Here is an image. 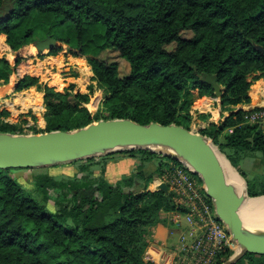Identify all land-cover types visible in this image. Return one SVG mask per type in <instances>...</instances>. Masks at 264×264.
<instances>
[{
  "label": "trees",
  "instance_id": "1",
  "mask_svg": "<svg viewBox=\"0 0 264 264\" xmlns=\"http://www.w3.org/2000/svg\"><path fill=\"white\" fill-rule=\"evenodd\" d=\"M66 25L72 28L71 36L61 34ZM184 31L192 35L182 36ZM0 34L5 35V41L3 35L0 38L8 50L17 51L35 37L50 35L69 46L74 56H87L91 79L106 94L103 119L190 128L195 98L214 96L212 85L202 76L215 75L221 87L220 107L230 112L200 133L244 179L249 197L264 195V174L250 180L239 167L252 153L264 164L263 126L247 122L248 111L233 109L251 102L252 82L264 77V0H0ZM109 49L128 63L127 74H119L116 61L99 57ZM59 50L52 48L49 53ZM20 61L17 57L15 65ZM12 71L8 60L0 57L4 84ZM74 88L71 83L59 91L25 74L14 91L25 90L30 96L42 92L43 131H69L100 118V112L91 113L86 107L93 84L86 91L74 92ZM6 116L8 111L0 110V132L22 133ZM120 153L138 158L135 172L126 176L124 184L142 180L141 190L125 191L121 180L109 183L105 166L103 177L95 181L35 175L45 200L48 189L57 190L53 211L24 191L13 169H0V264H155L144 259L152 228L159 223L172 227V213L183 209L176 206L171 191L146 187L165 172L166 165L171 169L181 163L141 148ZM151 158L158 162L147 174L144 165ZM85 161L79 170H87L95 158ZM231 254L230 249L219 252L212 264H222ZM234 264H264V255L246 253Z\"/></svg>",
  "mask_w": 264,
  "mask_h": 264
},
{
  "label": "water",
  "instance_id": "2",
  "mask_svg": "<svg viewBox=\"0 0 264 264\" xmlns=\"http://www.w3.org/2000/svg\"><path fill=\"white\" fill-rule=\"evenodd\" d=\"M4 8L7 9V6ZM32 44L39 52L44 49L50 51L57 47V40L48 35L34 40ZM12 53L16 55L17 51ZM202 80L211 84L213 94L220 97L221 87L215 75L204 74ZM3 87H0V94ZM102 95L105 97L106 94ZM147 144L170 146L175 154L150 149L144 146ZM135 148L170 156L198 175L206 195L212 200L216 218L226 226L235 243L232 254L222 264H234L246 253L264 255V229L247 226L236 212L247 195L246 182L244 193L228 182L220 162L222 153L200 130L195 131L174 123L152 121L142 124L127 118H114L99 119L69 131L32 134L0 132V169L53 166ZM222 156L225 157L224 154ZM158 189L168 192L164 182L158 185Z\"/></svg>",
  "mask_w": 264,
  "mask_h": 264
},
{
  "label": "rangeland",
  "instance_id": "3",
  "mask_svg": "<svg viewBox=\"0 0 264 264\" xmlns=\"http://www.w3.org/2000/svg\"><path fill=\"white\" fill-rule=\"evenodd\" d=\"M61 34L65 35V36H71L73 34L71 26L66 25ZM191 35H192V33L190 31H184L182 33V36H184V37H190ZM36 39H38V37H35L34 40H36ZM0 42H1V39H0ZM30 45L32 46L33 44L30 43L29 45L22 47L19 50H17V53L21 54L19 56L17 54L16 55L12 54V50L10 48L8 50L6 47V49L4 51H1V48H0V57L6 58L10 64V66L13 67V71L8 76V82H6L4 84L3 83L4 80H2V79L0 80V86L4 85V87H3L4 93L2 95H0V110L5 109L8 111V116L5 117V120L9 121L10 123H14L17 126L21 127L23 134L43 133L44 132L43 129L45 127V121L42 118L43 113L45 111V107H44L43 102L41 101L43 104V108L41 109V111L36 110V109H32L31 107H28V106H22L19 104L12 105L11 102H14V99L17 97V95L19 93H22L23 91H25V90H22V91L14 92V90H12V88L19 78H21L25 74H29V75L37 76V77H39V79L41 78L40 79V81L42 80L41 82L47 81L49 86H53L57 90L63 91L65 88H67L69 86V83L65 80V78L68 77L69 73H72L73 70H76L74 72H77V74L79 75V78L76 80V85H75L76 87L74 88V92L79 91V90L80 91H86L85 86H87L89 84H93L94 92H93L89 102L86 104V107L88 108V110H90L93 113L100 112V118L99 119H103V116L106 115V112L103 110V107H102V103L104 101V97L102 95L103 91H102V89H97L96 88V82L91 79L92 76L90 74L93 75V73H92L91 67L88 63L87 56H78V57H82V58H80L79 60H75V62H76L75 64L80 66V69H78L77 66L75 65L74 68L69 66L70 69L63 70L64 65L61 64V62H56L55 60L49 61L46 58L44 60H42L44 58V56H47L48 54H50L48 49H44L42 52H39L37 50V48L34 46L32 54H34V55L36 54V56H30V57L27 56L26 57L23 54V52H25V48L30 46ZM57 47L60 48V50L58 51L59 53H64L65 55H69V54L73 55V54H71L72 49L69 46H67L66 44H63L61 41H57ZM167 47L169 49L173 48L174 43L168 45ZM17 57H20L21 61L17 65H15V60ZM99 57L103 58L105 60L116 61L118 63L120 75H125L128 73L129 65L123 58L119 57L117 51L110 50V49L104 50L100 53ZM46 62L50 63L49 64L50 68L48 67L47 69H45L44 65ZM33 63L34 64L38 63L37 64L38 66L37 65L35 66V67H37V69L35 67H34V69H33V67H31V64H33ZM81 65L82 66L83 65L88 66L89 70L87 71V73L83 71V67ZM20 66L24 67L23 70H25V71L23 73L19 72ZM38 68H39V71H38ZM44 70H45V72H43ZM38 74H40V75H38ZM263 79H264V77L253 81L252 85L250 86L249 94L252 93L254 96L253 97L250 95L251 96L250 105H253L255 107H260L259 105H256V104H264V99L260 100L262 98V95H261V93L258 94V89H257L260 85V81ZM92 81H93V83H92ZM81 84H83V85H81ZM84 84H85V86H84ZM31 88H33V87H31ZM31 88H29V89H31ZM29 89H26V90H29ZM33 89H35V88H33ZM96 94H97V106L95 108H93L91 106V103L93 102V98L95 97ZM25 95H28V94H21L20 96H25ZM37 98H39V100H40V97L37 96ZM216 98H218V97L216 96ZM253 99H255L256 104L254 103ZM10 105H12V106H10ZM193 105L195 106V104H193ZM190 113H191V111H190ZM201 114L202 113H199V112L192 110V114H191L192 119H191V123L189 125V127L192 130H195V131L201 130L202 128L207 127L208 123L212 120L211 118H209L210 114L204 113L205 114L204 116H206V117H202ZM32 116H35L36 120L33 119ZM221 120L222 119H219L218 122ZM35 130H38V132H34ZM263 130H264V127H263ZM124 150H127V149H124ZM121 151H123V150H118V151H114L111 153L117 154V153H120ZM111 153H108V154H111ZM108 154L96 155L93 158H95V160L100 159V158H102ZM85 159H80L78 162H76L74 164L71 162H65V163H60V164H56L53 166H46V167H39V168L13 169L12 174H14L15 176L18 177L19 181L23 185L24 191L27 194H29L32 198H34L40 204H43L47 210L53 211L57 207L55 204L57 190L48 189L47 195L49 198L47 200H45L44 195L42 194L40 189L37 187V184L35 183V179H34L35 175L48 174V175L54 177V179H56V180H66L68 178H76V179H78V181H82V182L89 181V180L95 181V180H99L101 177H103V173L101 172L102 168L105 166V163L103 161H101V162L100 161H95V162L93 161L87 170H85V171L79 170L80 165H83V164L86 165L88 163L87 161H85ZM101 160H104V159H101ZM242 160H244V162L241 161L239 164V167L241 168L242 171H244L247 179L252 180V179L258 178L262 174H264V164L262 163V161H259L257 153L248 154ZM157 162H158V158H151V159H149V161L145 162L144 169L146 170L147 174H151V172L154 171V169L156 168ZM135 168H136V166L133 168V172H135L134 171V170H136ZM171 169H169V167L166 165L164 167L165 172L160 176H154L152 181L147 185L146 188L148 190H157L158 185L161 182H164L167 185L168 190L170 191L168 174L171 172ZM126 178L127 177L124 176L120 181V183L123 184V187H124L123 189L125 191H129V190L138 191L144 187V181L136 180V179H134L132 186H126L124 184V182H125L124 180ZM95 195L99 196L98 193H96ZM262 196H264V195L257 196V197H251V198H260ZM181 219L183 220L184 218H181ZM153 233L154 232L152 229L151 230V236L153 235Z\"/></svg>",
  "mask_w": 264,
  "mask_h": 264
},
{
  "label": "built area",
  "instance_id": "4",
  "mask_svg": "<svg viewBox=\"0 0 264 264\" xmlns=\"http://www.w3.org/2000/svg\"><path fill=\"white\" fill-rule=\"evenodd\" d=\"M244 119L264 127V106L249 110ZM168 177L173 201L183 209L171 215L178 230L177 239L169 248L147 247L144 259L155 264H212L219 252L233 250L235 243L226 226L216 218L212 200L198 175L181 164L173 166Z\"/></svg>",
  "mask_w": 264,
  "mask_h": 264
},
{
  "label": "crops",
  "instance_id": "5",
  "mask_svg": "<svg viewBox=\"0 0 264 264\" xmlns=\"http://www.w3.org/2000/svg\"><path fill=\"white\" fill-rule=\"evenodd\" d=\"M0 35L4 36V41H5V35L4 34H0ZM0 39H1L0 48H1V51H4L6 49V46L4 44L3 37H1ZM29 44H27V45H29ZM31 44H32V42H31ZM27 45H25V46H27ZM25 46H23V47H25ZM28 48H29V46L25 48V52H23V54L26 57L27 56H29V57L30 56H36V54L35 55L32 54L33 52H30ZM17 55L19 56L21 54L17 53ZM45 58L48 59L49 61L50 60H55L56 62H61V64L64 65V69L63 70H68V69H70L69 66L74 68L75 65L77 66L78 69H80V66L75 64L76 63L75 60H79L82 57L73 56V55H70V54L69 55H65L64 53L57 52L56 54H48L47 56H44V58L42 60H44ZM47 62L44 65L45 69H47L48 67L50 68V66H49L50 63H47ZM37 64L38 63H36V64L33 63V64H31V67H33V69H34V67ZM82 67L84 68V67H88V66L87 65H83ZM35 68L37 69V67H35ZM88 70H89V68H88ZM38 71H39V68H38ZM74 71H76V70H73L72 73H76L77 74V72H74ZM87 71H86V73H87ZM43 72H45V70ZM72 73H69V76L66 77L65 80L69 84L73 83V84L76 85V80L79 78V75L77 74V76H73ZM38 75H40V74H38ZM90 75L92 76V74H90ZM43 83H46L48 85L47 81L43 82ZM92 83H93V81H92ZM81 85H83V84H81ZM84 86H85V84H84ZM12 90H14V89L12 88ZM193 92H194L195 95L197 94L196 90L193 91ZM39 93H40V95H33V96L40 97L41 101L43 102V99H42L43 93L42 92H39ZM260 93L261 92L258 90V94H260ZM262 93H261V95H262ZM21 94H27V92H22V93H19L18 95H21ZM250 94H251V96H253L252 93H250ZM18 95H17V97H18ZM255 99H253L254 103H255ZM262 99L263 98H261L260 100H262ZM41 101L39 100L40 103H41ZM250 103L249 104L237 105L233 109L236 110L238 108H241L243 110L249 111V110L255 108V106L250 105ZM193 104H195V106L194 105L191 106V108L193 107L190 110L191 114H192V110L196 111V112H199V113H202V114L208 113V114H210L209 118L212 119L210 122L218 123L219 119H223L230 112L228 110H222L221 109V107H220V98L219 97L216 98L215 95L214 96H206V95H204V96H201V97H196L194 102H193ZM96 106H97V103H96ZM259 106L261 107V106H264V105H259ZM91 113H93V112H91ZM101 159L102 158L96 159L95 161H100V162L103 161L105 163L104 177H105L106 181H108L109 183H116V182L120 181L124 176L129 175L133 171V168L135 167V165L138 162V158L137 157H131V156H129L127 154H123V153L111 154L110 156L105 157L104 160H101ZM241 161L244 162V160H241ZM259 161H260V159H259ZM171 228L175 230V231H173V233L170 231ZM152 229H153L154 233L150 237L149 245H148V248L150 250H157L158 248H169L172 244H174L176 242L178 232H176V228L174 227V225H172V227H169L168 225L159 223V224L155 225Z\"/></svg>",
  "mask_w": 264,
  "mask_h": 264
},
{
  "label": "bare ground",
  "instance_id": "6",
  "mask_svg": "<svg viewBox=\"0 0 264 264\" xmlns=\"http://www.w3.org/2000/svg\"><path fill=\"white\" fill-rule=\"evenodd\" d=\"M33 47L34 45L29 46L28 49L30 52H33ZM23 68L24 67L20 66L19 72L23 73L24 71ZM87 70H88V67L83 68L84 72H86ZM257 89L261 93L263 92L262 98L264 99V79L260 81V85ZM2 90L4 91V89ZM3 93L4 92H1L0 95H2ZM11 103L12 105L19 104V105L28 106V107H31L32 109H36L40 111L43 108V105L39 102V98L30 96V95H25V96L19 95L14 100V102H11ZM96 103H97V94L93 98V102L91 103V106L95 108ZM257 105H260V104H257ZM144 146L150 149L162 150V151L175 154L174 150L170 146L158 145V144H147ZM220 162L223 166L228 182L232 183L233 185H236L237 189L244 193L245 192L244 179L239 175L236 169L225 159V157L222 156V154L220 155ZM236 212L238 213V215L241 217V219L247 226L253 229H257V230L264 229V196L260 198H251L245 195V199L242 201L241 205L236 209Z\"/></svg>",
  "mask_w": 264,
  "mask_h": 264
}]
</instances>
